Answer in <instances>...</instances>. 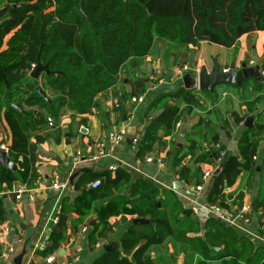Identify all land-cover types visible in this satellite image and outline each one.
<instances>
[{"label":"crops","instance_id":"obj_1","mask_svg":"<svg viewBox=\"0 0 264 264\" xmlns=\"http://www.w3.org/2000/svg\"><path fill=\"white\" fill-rule=\"evenodd\" d=\"M166 51L167 47L158 43L154 53L141 63L133 62L131 74L127 76L122 72L118 85L96 98L93 114L84 124L80 117L70 119L72 112L65 110L53 126L45 124L27 133L28 155L26 163L18 170L23 172L25 180L36 174L39 181L33 188L15 182L0 192V202L6 213L4 223L0 224V264H92L106 253L104 249L108 246L131 260L137 247L124 250L121 246L123 235L133 225L132 220L151 221L148 203L141 197L152 193L140 185L143 181L158 191L155 197L151 196L155 200L163 201V191L168 190L174 192L186 208L193 209L201 228L188 237H204L206 230L208 233L215 231L210 220L219 221L216 212L207 204L204 207L196 204V197L187 192L193 190L197 196H202L211 190L215 172L219 170L211 157L214 142L226 154L239 156V141L246 134L253 135L245 127L247 118L254 119L253 127L263 120L264 99L251 105L260 94L256 82L250 79L239 90L222 86L210 97L198 90L196 97L203 108L185 113L172 136L166 134L165 127L161 128L150 157H138V142L149 121L161 112L148 111L153 100L184 87L182 80L175 78L179 68L187 66L196 78L201 68L208 66V55L211 59L216 58L224 70L233 63L237 69L243 63L249 67L262 66L264 31L243 36L232 48L202 43L198 49L180 54L172 50L171 55L166 56ZM132 96H142L144 101L134 104L130 101ZM179 103L170 99L168 106ZM1 127L0 142H9L8 125L2 123ZM117 131L125 132L124 141L107 156L94 158L97 145ZM213 137L216 138L214 142ZM181 157L182 166L189 167L192 175L187 181L178 176L181 167L176 161ZM149 158L151 162L147 161ZM254 161V173L242 172L224 189L226 197L242 192V200L227 199L226 207L220 210L226 227L234 230L238 237L248 238L257 248L264 247L261 232L264 222V141ZM105 171L113 178L118 172H126L129 182L121 181L109 194L104 189L105 184L93 189L91 184L95 180L91 175ZM207 172L212 176L205 180L203 175ZM198 173L201 175L199 184ZM53 181H68L69 189L53 192L50 187ZM21 190L23 193L18 199ZM243 207L248 210L244 212ZM78 208L83 209L82 212L78 213ZM114 210L117 213L111 214ZM140 212L145 217H139ZM84 228L87 230L83 231ZM54 244L56 247L48 252ZM183 246L179 240L169 238L163 245L151 247L146 256H150L154 264H219L233 258L232 254L224 253L206 261L197 260L200 256L191 254V248L187 247V257ZM191 257L192 260L188 259Z\"/></svg>","mask_w":264,"mask_h":264},{"label":"trees","instance_id":"obj_2","mask_svg":"<svg viewBox=\"0 0 264 264\" xmlns=\"http://www.w3.org/2000/svg\"><path fill=\"white\" fill-rule=\"evenodd\" d=\"M6 5L20 7L10 9L0 20V124L8 125L10 132L9 142L2 140L0 144L8 148L14 162L22 160L24 164L28 132L48 124V118L54 124L65 110L72 112L70 119L80 117L84 124L93 114L96 98L116 87L122 72L131 74L133 62L141 63L154 53L158 43L167 47L166 56H169L172 50L180 54L198 49L202 43L232 48L243 36L264 31V0H84L85 14L80 11L79 0H0V10ZM38 58L49 73H42L34 80L30 74ZM260 68L264 75V62ZM256 84L264 88V84ZM37 87L42 88L47 99L37 93ZM197 91L181 87L153 100L148 111L161 112L144 130L138 142V157L152 155L161 128L165 127L166 134L172 136L185 113L203 108L196 97ZM170 99L180 103L168 106ZM259 101L256 98L251 105ZM12 105H19L24 113L14 110ZM247 130L253 135L241 138L239 156L226 153L221 156L224 149L216 148V138L212 139L211 157L215 163L220 160V165L207 195L206 204L210 207L223 210L227 199L238 202L243 198L242 192L226 197L224 189L242 172H255L254 157L264 141V118ZM182 160L183 157L176 161L181 167L178 176L187 181L192 175L189 167L182 166ZM118 173L116 178L108 171L93 173L91 177L101 180L99 188L105 184L109 194L121 181L129 182L126 172ZM200 179L198 173V184ZM19 181L33 188L39 177L35 174L25 180L21 170L13 172L0 167V192L6 185ZM141 184L153 197L158 194L146 182ZM151 196L141 197L148 203L151 223L131 225L121 239L124 250L137 247L132 259L113 250L92 264H154L146 256L149 249L163 245L169 238L179 240L184 251L190 247L191 254L200 256V260L230 253L233 258L219 264H264V247L256 248L248 238L238 237L221 220H210L216 229L209 233L206 230L204 237H188L201 228L193 209L186 208L172 191H163V201ZM5 215L0 202V224L4 223ZM139 217H145L143 212ZM55 247L56 244L48 252Z\"/></svg>","mask_w":264,"mask_h":264},{"label":"water","instance_id":"obj_3","mask_svg":"<svg viewBox=\"0 0 264 264\" xmlns=\"http://www.w3.org/2000/svg\"><path fill=\"white\" fill-rule=\"evenodd\" d=\"M80 2V11L85 14L84 11V0H79ZM127 2V0H125ZM19 5H6L4 8L0 10V20L4 17V15L12 8H18ZM161 45V44H159ZM42 73H49L48 67L43 66L40 62V58L37 59V63L34 66L30 77L34 80H38L39 76ZM254 80L255 82L264 84V75L261 72L260 66H254L249 67L246 63H243L241 65V68L237 69L235 67V64H230V66L227 69H223L218 62L217 59L214 60V66L211 71L207 70V68L204 66L201 68V70L198 73V76L195 78L192 75V71L188 70L187 73H185L182 77V83L184 88L186 89H196L202 93H209L214 94L217 89L221 88L222 86H231L237 89H240L243 87V85L248 80ZM37 93L42 96L44 99H47L46 94L42 90L41 87H37ZM12 108L14 110H17L21 113H24V110L19 105H12ZM253 118H247L245 122V127L248 129L253 128ZM0 167H4L6 169H9L13 172H17L18 169H21L22 167V161H19L17 164H15L8 154L5 151H0ZM260 168H257V171H259ZM219 174V170L215 172V176ZM188 194L196 197V204H198L201 207H204L207 200V195L197 196L195 191L187 192ZM216 216L219 219V216H221V210L217 208L216 210ZM213 216V217H216ZM220 220V219H219ZM151 221L147 219H134L132 220L133 225H147L150 224ZM114 248L112 246L105 247L106 252L112 251ZM181 262V261H180Z\"/></svg>","mask_w":264,"mask_h":264},{"label":"built area","instance_id":"obj_4","mask_svg":"<svg viewBox=\"0 0 264 264\" xmlns=\"http://www.w3.org/2000/svg\"><path fill=\"white\" fill-rule=\"evenodd\" d=\"M187 66H182L181 68H179L176 72H175V78L181 80L183 75L185 73H187ZM198 89V88H196ZM130 101L134 104L136 103H142L144 101V98L142 96H132L130 97ZM48 124L49 126H53V121L51 120V118H48ZM125 139V132L124 131H117V132H114V133H110L108 135V137L106 138L105 141L103 142H100L98 145H97V150L95 152V156L94 158H99V157H104V156H107L108 154L112 153ZM216 148H220V145L217 144L215 146ZM0 149L2 151H5L6 153L8 152V148L5 146V145H1L0 146ZM225 155V152L224 150H222L221 152V156H224ZM148 162H151L152 159H148L147 160ZM217 164L220 165V160L217 161ZM159 165L162 166V162H159ZM113 170L115 169L112 168ZM212 176V173H205L203 175V179H207V178H210ZM69 186H70V183L68 181H65V182H51V190L53 192H56V193H59V192H62L64 190H67L69 189ZM101 186V180L97 179L95 180L92 184H91V187L93 189H98L99 187ZM23 191H19L18 193V196L17 198L20 199L21 198V195H22ZM212 209V211L215 213L217 208L218 207H210ZM243 210L244 212H246L248 210L247 207H243ZM219 219L221 221H224V217L222 216V213H221V216H219ZM87 228H84L83 231H86ZM261 232L262 234L264 235V224L261 225Z\"/></svg>","mask_w":264,"mask_h":264},{"label":"rangeland","instance_id":"obj_5","mask_svg":"<svg viewBox=\"0 0 264 264\" xmlns=\"http://www.w3.org/2000/svg\"><path fill=\"white\" fill-rule=\"evenodd\" d=\"M206 46H208V45H206ZM210 46H212V45H210ZM208 56H209L208 57V63H207V65H208L207 67L208 68L205 66L207 68V70L210 69V68H213V66H214V60L216 59V58L211 59L210 55H208ZM257 88L259 89L258 86H257ZM259 90H260V94L257 97H255V99L258 98V99H260L262 101V99H264V88L259 89ZM216 167L219 168V164H217V162H216ZM197 260H200V259L197 258Z\"/></svg>","mask_w":264,"mask_h":264}]
</instances>
